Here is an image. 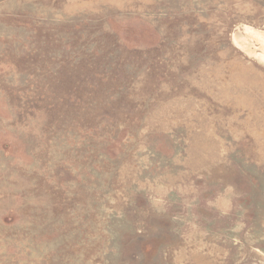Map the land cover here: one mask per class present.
Here are the masks:
<instances>
[{"label":"rangeland","instance_id":"374dc122","mask_svg":"<svg viewBox=\"0 0 264 264\" xmlns=\"http://www.w3.org/2000/svg\"><path fill=\"white\" fill-rule=\"evenodd\" d=\"M0 264H264V0H0Z\"/></svg>","mask_w":264,"mask_h":264}]
</instances>
